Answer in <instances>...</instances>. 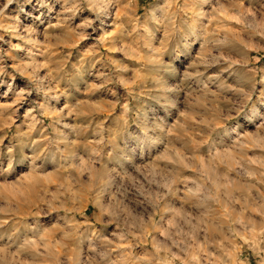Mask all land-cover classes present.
Segmentation results:
<instances>
[{"label": "rangeland", "instance_id": "374dc122", "mask_svg": "<svg viewBox=\"0 0 264 264\" xmlns=\"http://www.w3.org/2000/svg\"><path fill=\"white\" fill-rule=\"evenodd\" d=\"M0 264H264V0H0Z\"/></svg>", "mask_w": 264, "mask_h": 264}]
</instances>
